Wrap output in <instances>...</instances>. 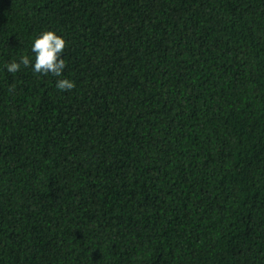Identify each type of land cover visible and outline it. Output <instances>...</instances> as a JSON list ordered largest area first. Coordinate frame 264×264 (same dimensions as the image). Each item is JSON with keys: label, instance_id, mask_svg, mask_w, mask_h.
Listing matches in <instances>:
<instances>
[{"label": "trees", "instance_id": "16d2710c", "mask_svg": "<svg viewBox=\"0 0 264 264\" xmlns=\"http://www.w3.org/2000/svg\"><path fill=\"white\" fill-rule=\"evenodd\" d=\"M0 264H264V0H0Z\"/></svg>", "mask_w": 264, "mask_h": 264}, {"label": "clouds", "instance_id": "9594fccd", "mask_svg": "<svg viewBox=\"0 0 264 264\" xmlns=\"http://www.w3.org/2000/svg\"><path fill=\"white\" fill-rule=\"evenodd\" d=\"M65 40L53 31H43L34 36L30 42V54H21L18 59L5 63L4 68L9 73H15L21 66L31 68L39 75L57 77L55 87L60 91L74 88V82L62 78L66 67L63 58Z\"/></svg>", "mask_w": 264, "mask_h": 264}]
</instances>
